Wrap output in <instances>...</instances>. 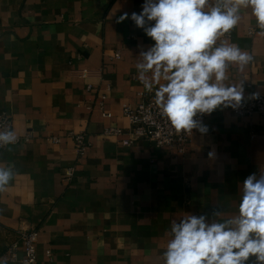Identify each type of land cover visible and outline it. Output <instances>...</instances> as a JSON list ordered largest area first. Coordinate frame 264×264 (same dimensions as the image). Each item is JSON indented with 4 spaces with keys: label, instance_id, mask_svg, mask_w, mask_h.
<instances>
[{
    "label": "crops",
    "instance_id": "0c3cea01",
    "mask_svg": "<svg viewBox=\"0 0 264 264\" xmlns=\"http://www.w3.org/2000/svg\"><path fill=\"white\" fill-rule=\"evenodd\" d=\"M142 3L0 0V112L12 114L16 135L32 137L0 149V167L16 172L0 192V260L7 264H14L7 247L23 229L39 230V259L47 264H163L174 220L212 207L220 219L234 215L243 179L264 171V121L232 109L205 115L209 132L196 131L184 153L148 140L123 143L131 125L124 106L154 99L135 67L137 45L151 41L130 19L116 23ZM252 25L245 16L225 37L255 56L243 72L233 66L228 73L227 83L245 81L246 94L264 89V36ZM117 51L122 58L112 60ZM83 69L92 72L83 77ZM109 126L125 133L105 135ZM69 131L89 137L81 158ZM69 167L76 168L71 181Z\"/></svg>",
    "mask_w": 264,
    "mask_h": 264
},
{
    "label": "clouds",
    "instance_id": "9594fccd",
    "mask_svg": "<svg viewBox=\"0 0 264 264\" xmlns=\"http://www.w3.org/2000/svg\"><path fill=\"white\" fill-rule=\"evenodd\" d=\"M245 16L253 32L264 36V0H143L139 12L116 19H130L151 41L137 45V78L177 133L206 135L205 115L239 111L264 96V89L246 94L243 80L227 83L233 66L243 72L255 60L253 52L225 39ZM17 139L14 130L0 129V147ZM15 175L14 165L0 167V192ZM221 216L212 207L174 220L163 264H264V171L243 179L237 212Z\"/></svg>",
    "mask_w": 264,
    "mask_h": 264
},
{
    "label": "built area",
    "instance_id": "2783aa9c",
    "mask_svg": "<svg viewBox=\"0 0 264 264\" xmlns=\"http://www.w3.org/2000/svg\"><path fill=\"white\" fill-rule=\"evenodd\" d=\"M121 58V51H117L111 57L112 60H119ZM91 72L92 71L89 69H83L81 70V75L83 77H88ZM87 88L90 90L95 89L92 84H88ZM106 97V93L101 95L100 105L103 110ZM232 112L240 117L258 116L262 121H264V96H262L260 100L249 101L239 111L232 110ZM104 114L108 117L112 116L111 112H104ZM123 114L129 118L131 123L129 128L130 138L123 140V143L126 145L140 140H148L155 143L158 147H169L176 149L180 153H184L186 152L187 146L190 144L191 139L196 132V130H193V135L187 133H177L174 128L171 127L169 122L162 117L160 110L155 106L153 98L142 97L141 101L135 106L130 104L125 105L123 108ZM204 118L205 116L203 117V121ZM13 125L14 119L12 114L8 110H2L0 112V129L13 130ZM124 133V129L118 126H109L104 130L105 135L121 136ZM66 136L74 140L79 158L83 157L90 146L88 135L84 132L69 131ZM17 137V142L14 144L30 142L32 138L30 134L23 136L17 135ZM50 139L54 143H60L62 141V136L55 135L50 137ZM8 146L0 147V149H5ZM75 171V167L67 168L64 173L65 179L71 181L75 175ZM39 239L40 233L37 229L20 230L18 239L7 247L6 252L9 261L14 264H47L45 261L39 259ZM21 246L24 249V254L22 256L20 255ZM46 255L52 259V249H47Z\"/></svg>",
    "mask_w": 264,
    "mask_h": 264
}]
</instances>
